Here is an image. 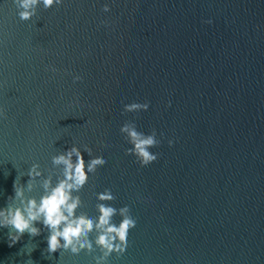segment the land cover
I'll list each match as a JSON object with an SVG mask.
<instances>
[{
  "label": "water",
  "instance_id": "95a60500",
  "mask_svg": "<svg viewBox=\"0 0 264 264\" xmlns=\"http://www.w3.org/2000/svg\"><path fill=\"white\" fill-rule=\"evenodd\" d=\"M36 11L21 21L0 0V209L32 164L43 176L25 195L39 200L40 180L58 171L52 157L76 146L86 164L107 161L78 193V214L95 219L96 194L109 189V206L136 220L106 264H264V0H64ZM132 103L149 108L125 113ZM126 122L156 132L147 167L125 154ZM95 235L91 254L50 256L46 230L10 247L0 228V264H95Z\"/></svg>",
  "mask_w": 264,
  "mask_h": 264
},
{
  "label": "clouds",
  "instance_id": "9594fccd",
  "mask_svg": "<svg viewBox=\"0 0 264 264\" xmlns=\"http://www.w3.org/2000/svg\"><path fill=\"white\" fill-rule=\"evenodd\" d=\"M63 2L64 0H13L19 19L25 22L37 14L36 10L40 5L48 10L62 5ZM102 11L109 12V6L105 5ZM51 71L55 72L56 69L53 68ZM81 79L82 77L76 76L73 83ZM148 108V103H132L124 106V112L147 111ZM0 117L6 118L3 110H0ZM120 132L125 141L131 145L125 154L135 156L141 167H147L157 160L158 156L150 151L160 143L156 139L155 130L145 135L137 131L135 124L126 122ZM172 143L173 141L170 140L169 146ZM84 152L89 157L93 156L89 147H85ZM106 163L103 156H97L86 164L81 150L76 146L53 156L52 165L58 171L40 180L39 187L43 194L39 200L25 195L26 191L33 192L36 187L35 181L43 176L39 170L40 165L32 164L27 173L29 177L27 185L24 186L16 180L13 185L14 198L9 197L13 204L0 209V228L9 229L11 241L9 246L16 244L26 233L35 238L46 230L48 245L46 251L50 256L58 251L70 252L73 255H79L82 251L91 254L95 248L89 237L94 232L96 234L94 244L101 253L94 257L95 264H106L112 254L118 257L123 255L128 246V233L136 227V220L131 216L129 207L116 209L109 206V202L115 197L109 189H105L102 193L96 194L98 216L95 219L89 218L84 212L78 214L82 207L78 193L87 185L89 174L94 176ZM53 175L56 178L55 184H53ZM117 215L121 217L118 225L113 222V218ZM32 251L26 252L30 256Z\"/></svg>",
  "mask_w": 264,
  "mask_h": 264
}]
</instances>
